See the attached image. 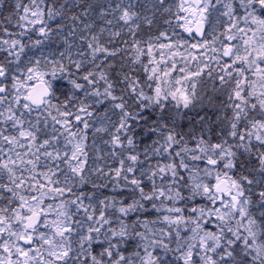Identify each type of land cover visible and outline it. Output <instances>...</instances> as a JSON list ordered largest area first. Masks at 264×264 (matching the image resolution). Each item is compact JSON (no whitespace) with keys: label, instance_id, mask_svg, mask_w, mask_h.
<instances>
[{"label":"snow or ice","instance_id":"snow-or-ice-1","mask_svg":"<svg viewBox=\"0 0 264 264\" xmlns=\"http://www.w3.org/2000/svg\"><path fill=\"white\" fill-rule=\"evenodd\" d=\"M0 264H264V0H0Z\"/></svg>","mask_w":264,"mask_h":264}]
</instances>
